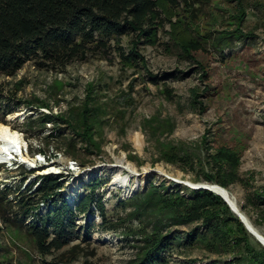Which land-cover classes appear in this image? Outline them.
I'll return each mask as SVG.
<instances>
[{
  "label": "rangeland",
  "instance_id": "rangeland-1",
  "mask_svg": "<svg viewBox=\"0 0 264 264\" xmlns=\"http://www.w3.org/2000/svg\"><path fill=\"white\" fill-rule=\"evenodd\" d=\"M246 1L242 29L251 39L235 43L222 53L217 54L209 45L208 35L214 30L229 29L237 12L233 3L214 0V5L208 6V14L195 19L190 12L175 10L165 0H159L166 23L154 45L137 46L144 67L122 63L114 54L111 60L89 56L58 72L39 70L28 63L15 76L0 78V135L2 125L19 134L22 153L31 159L23 163L18 155L16 160L20 163L0 165V191L4 186L12 190L21 186L24 191L42 176H61L63 196L74 208L86 194V187L98 180L100 188L96 194L103 200L108 218L125 220L117 232L98 230L95 227L102 221L92 206L94 214L88 212L77 218V226L82 229L79 237L63 250L41 257L33 239L24 231L5 225L0 214V262L130 264L138 254L136 246L142 243L123 236V232L135 230L139 224L137 220L128 221L131 206L124 208L121 201L131 202L150 183L198 187L195 184L201 182L194 181L190 164L205 163L208 145L213 149L225 146L240 155V180L228 191L236 197L239 207H249V219L264 236V219L260 218L264 197L259 199L263 203H258V208L249 206L247 201L255 192L264 196V0ZM177 44L191 46L193 59L202 68L180 55ZM122 47L127 54L132 48L130 39L124 38ZM204 90L208 92L203 94ZM195 92L199 98L194 97ZM94 95L103 111L99 115L104 122L92 128L101 149L84 150L83 143L76 139L79 156L74 161L66 152L64 138H75L73 124ZM42 103L49 104L50 109L41 107ZM40 114L62 115L69 124L31 128V122L37 121ZM167 122L174 125L170 135L163 130ZM156 123L161 128L154 135ZM50 133L58 138L48 144L45 138ZM137 134L144 140L140 148L134 143ZM204 138H208V144H203ZM160 142L184 147L190 157L177 164H187V170L162 159ZM39 150L47 154L45 161H35ZM123 156L129 162L122 175L127 188L115 185L116 174L106 170L77 185L84 172L115 165V159ZM48 166L55 167L46 175L44 169ZM131 166L134 172L128 168ZM44 209L40 207L39 213H44ZM192 227L186 225L177 230L185 232ZM233 256L218 258L196 249L186 255H173L172 264H228L224 260L230 261Z\"/></svg>",
  "mask_w": 264,
  "mask_h": 264
},
{
  "label": "trees",
  "instance_id": "trees-1",
  "mask_svg": "<svg viewBox=\"0 0 264 264\" xmlns=\"http://www.w3.org/2000/svg\"><path fill=\"white\" fill-rule=\"evenodd\" d=\"M158 1L0 0V78L15 76L28 63L39 70L58 72L75 62L85 61L89 56L111 60L114 54L122 63L138 67L144 63V58L137 54V46L154 45L159 32L165 27L166 20ZM165 1L175 10L190 12L195 19L207 15L208 6L214 5V0ZM226 1L233 3L237 12L235 20L229 23V29L214 30L208 35L211 40L209 45L217 54L231 49L235 43L251 39L242 29L247 1ZM124 38L130 39L132 44L127 54L122 47ZM177 48L180 55L202 68L193 59L191 46L177 44ZM206 74L203 70V76ZM207 92L204 90L203 94ZM194 97L199 98V93L195 92ZM89 98L91 103H85L73 124L75 138H64L67 141L66 152L74 161L79 156L76 139L83 143L84 150L88 147L101 149L92 128L104 122L99 115L103 112L102 106L97 103L95 95ZM41 107L50 109L47 103H42ZM40 115L37 121L31 122V128L36 125L45 128L48 124H69L62 115ZM156 124L154 135L161 128L159 123ZM163 130L170 135L174 125L167 122ZM57 138V134L50 133L45 140L50 144ZM203 141L205 145L209 140L204 138ZM159 149L162 159L187 170V164H177L190 157L183 146L160 142ZM204 156L205 163L190 164L191 171L195 172V182L218 185L227 190L239 182L241 164L236 150L225 146L213 149L208 145ZM99 188L98 180L87 186L86 194L72 208L63 196L61 176H42L24 191H21V186L15 190L4 186L0 191V214L5 225L24 231L33 239L41 257H46L68 247L79 237L82 229L77 226V218L88 212L94 214L92 206L96 207L102 221L95 227L98 230L117 232L121 223L125 222L124 219L111 221L108 218L103 200L96 194ZM263 197L255 192L247 200L249 206L258 208V203H263L259 199ZM42 203L46 204L47 211L39 213ZM128 205L131 211L127 219L137 220L139 227L135 230L130 228L123 232V236L142 243L136 246L139 251L130 264H172L173 255H186L196 249L218 258L234 255L230 261L224 260L228 264H264V248L247 232L223 199L210 190L176 183H161L159 186L150 183L131 202L121 201L120 206L126 208ZM14 207L17 209L12 211ZM240 209L249 217L248 206H241ZM260 213V218L264 219V209ZM186 225L193 227L185 232L177 230ZM46 264L62 263L53 261Z\"/></svg>",
  "mask_w": 264,
  "mask_h": 264
},
{
  "label": "bare ground",
  "instance_id": "bare-ground-1",
  "mask_svg": "<svg viewBox=\"0 0 264 264\" xmlns=\"http://www.w3.org/2000/svg\"><path fill=\"white\" fill-rule=\"evenodd\" d=\"M1 130H2V132L0 135V161H8V159L17 161L16 157L14 155H16L18 153V155H20L19 157L21 158V162H23V163L30 162L31 159L28 158V156H25V154H19L18 149L20 147H22L21 146L22 138L20 137V135L12 132V130L9 129L8 126L2 125ZM134 143H135L136 147L140 148L143 146L144 140H143L141 134H137L134 136ZM126 164H129V162L125 158V156L117 157L115 159V165H108V166L105 165L104 167H95L93 169H90V170L84 172L83 175L80 176V179H79L77 185H80L81 182L86 181L88 178L99 174L102 170H106L110 173L116 174L115 176L117 179L115 180L116 181L115 185H118L120 188H125V187L127 188L126 179H124L122 177V175L124 173L123 171L126 170L125 169ZM59 165L62 166L63 164L59 163ZM54 167L55 166H48L47 168L44 169V173H51V171L53 170ZM128 168L133 172L135 171L134 166H131ZM160 171H162V170H160ZM195 185L196 186H198V185L199 186H202V185L210 186L212 189H214L215 193L221 195L226 200H228L230 202V204H232V206H235L236 211H238V213H240L244 217V220L247 222V224L249 226H251L254 229V231L256 233H258L260 236H262L264 239V236L256 229V227L253 225V223L249 219V217L244 212L241 211L240 207L238 206L236 197L232 193H230L228 190H221L220 188L213 186V185L202 184V183L195 184Z\"/></svg>",
  "mask_w": 264,
  "mask_h": 264
},
{
  "label": "water",
  "instance_id": "water-1",
  "mask_svg": "<svg viewBox=\"0 0 264 264\" xmlns=\"http://www.w3.org/2000/svg\"><path fill=\"white\" fill-rule=\"evenodd\" d=\"M188 187H191V188H198V189H207V190H210L212 192H214V189H212L210 186H205V185H202V186H199V187H195V186H192V185H189V184H186ZM216 187L220 188L221 190H226L225 188H222L218 185H215ZM215 193V192H214ZM217 194V193H216ZM219 195V194H217ZM223 201L229 206V208L231 209V211L239 218L240 222L244 225L245 229L247 230V232L255 238V240L264 248V239L262 236H260L258 233H256L254 231V229L249 226L247 224V222L244 220V217L238 213V211H236V208L235 206H232V204H230V202L228 200H226L224 197H222L221 195H219Z\"/></svg>",
  "mask_w": 264,
  "mask_h": 264
},
{
  "label": "built area",
  "instance_id": "built-area-1",
  "mask_svg": "<svg viewBox=\"0 0 264 264\" xmlns=\"http://www.w3.org/2000/svg\"><path fill=\"white\" fill-rule=\"evenodd\" d=\"M18 150H19V154H23L22 153L23 151H22V148L21 147ZM46 155L47 154L38 151V153L35 155V158L34 159H35V161H41V159L45 161L48 158V156H46ZM14 156L15 157L18 156V153L16 155H14ZM18 163H20V162L15 161V160H11V159H8V162L7 161H0V165H4V164L14 165V164H18ZM29 171H31V170H29ZM46 175H49V173L46 174ZM40 207H44L45 208L44 210L47 211V206H46L45 203H42Z\"/></svg>",
  "mask_w": 264,
  "mask_h": 264
}]
</instances>
